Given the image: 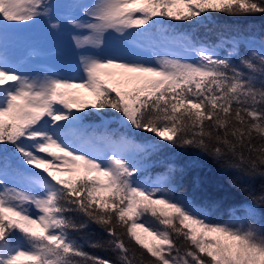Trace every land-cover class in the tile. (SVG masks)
<instances>
[{"label":"snow or ice","instance_id":"6c2138e0","mask_svg":"<svg viewBox=\"0 0 264 264\" xmlns=\"http://www.w3.org/2000/svg\"><path fill=\"white\" fill-rule=\"evenodd\" d=\"M55 7L0 0V264H264V183L213 223L171 194L172 163L148 171L165 150H195L235 172L233 186L264 182V35L219 30L213 41L177 30L264 16V0L79 4L86 19L65 18L87 33L73 36L78 49L112 33L131 45L126 56L81 55L79 79L29 72L9 53L10 34L42 20L60 29ZM109 110L126 132L110 128ZM93 113L99 123L86 122ZM91 225L108 239L87 246L112 257L72 236Z\"/></svg>","mask_w":264,"mask_h":264},{"label":"trees","instance_id":"16d2710c","mask_svg":"<svg viewBox=\"0 0 264 264\" xmlns=\"http://www.w3.org/2000/svg\"><path fill=\"white\" fill-rule=\"evenodd\" d=\"M86 1L87 0H51V3L56 5L53 15L61 20L63 26L66 23L65 18L71 13L76 15V13L80 11V8L77 7L79 3ZM78 18L81 17L79 16ZM177 30L191 31L197 36L206 37L213 41L215 40V33L219 30L241 32L243 34L255 33L257 35H264V16L255 15L234 18L217 15L210 23L204 26L193 27L190 25H180ZM22 32L23 34L27 33L31 37L43 38V43L38 44L42 49H53L55 45H58L57 47L60 48L61 44L65 45V51L70 48L66 55L67 58L68 54L76 49L75 43H60L57 39L59 35L68 32L59 29L52 30L45 22L42 25L36 24L24 29ZM52 36L55 37L53 40H50ZM68 36L71 38L73 32ZM16 37H19V35ZM9 46L11 45L9 44ZM12 47L15 48L14 45H12ZM104 47L116 49L118 51H131L130 42L123 40L115 33L107 36ZM14 51H16L18 56H21L22 58L23 54H26L25 50L14 49ZM241 53L246 54L243 48L241 49ZM82 94L86 96L85 99L87 100L93 99L92 95L84 90L82 91ZM104 118L110 122L109 126L111 129H116L119 132L127 131V129L121 127L118 123L119 114L114 111L109 110L106 112ZM99 121L100 117L94 113L86 118L87 123H99ZM135 138L138 141L143 140L145 134L138 133ZM151 138L154 139V137ZM9 151H11V149H9ZM168 162L172 163L178 169L173 184L174 192L188 198L193 205L208 209V217L210 222L213 223H223L228 221L230 219L229 208L240 204L251 203L248 192H259L262 183H264L260 179H256L255 181L244 180L238 181L239 186H233L230 183V178H236L235 172H225L221 166L214 162L210 157L201 156L195 150H165L164 152L151 157V166L148 169L149 174L152 176L164 173L165 168L163 165ZM258 211L264 213V206H258ZM72 236L85 245V251L105 258L112 257L111 252L93 249L87 246L89 241H104L108 239L107 235L95 225H91L89 228L81 232H73Z\"/></svg>","mask_w":264,"mask_h":264},{"label":"rangeland","instance_id":"374dc122","mask_svg":"<svg viewBox=\"0 0 264 264\" xmlns=\"http://www.w3.org/2000/svg\"><path fill=\"white\" fill-rule=\"evenodd\" d=\"M91 2H92V0H87L86 2H81L79 4H82V3L87 4V3H91ZM82 11H83V9L80 8V11L78 13H76V15L71 13L67 17L75 16L78 18L80 16L81 18L86 19V17H83ZM43 23H44L43 21H40L37 23V25H42ZM64 27H65V29H64ZM59 30H64L65 32H68V33L61 34L57 37V39L59 40L60 43L61 42L74 43L73 36H77V35L82 36V35L87 34L86 32L74 30L70 25L67 24V22ZM29 31H32V30H29ZM72 32H73V36L70 38L68 35L71 34ZM17 35H19V37H16ZM54 37L55 36H52L50 38V40H53ZM8 42L11 45V46H9V44H8L10 55H12L13 57H15L17 59L26 60L25 67H26L27 71L33 72V73L48 71L50 73H55V74L60 75V76L74 77L77 79H79L83 75L82 70H81V66H80L81 55L92 54V55H97V56H100L103 58V57H107V56H112L114 54L126 56L127 53L130 52L129 50L118 51L116 49H110V48L104 47V46L101 48H97V49L85 48L83 50L78 49L76 47V49H74L73 52L68 54V58H67L66 55H67V52L70 48L65 51V49H66L65 45L61 44L60 48L57 47L58 45H55V47L53 49H42L38 46V44L43 43V38L31 37L27 33L23 34L22 31H20V33L17 32L14 34H10ZM12 45H14L15 48H13ZM14 49L25 50L26 54H23V58H22L21 56H18V53L16 51H14ZM30 54H33V55L30 56ZM82 91H83V89L79 90L77 95H79L81 97V99L87 100V99H85L86 96L82 94ZM87 96H88V94H87ZM156 175L157 174L152 175V177L154 178ZM63 178L67 179L68 177L65 176ZM173 189H174V186H173ZM171 194L173 196H175L177 199L187 200L190 204H192L188 198L175 193L174 190ZM245 204H250V203H245ZM193 206L198 211L202 212L210 221V219L208 217V214H209L208 209H206L204 207L195 206V205H193ZM146 223L150 224L152 227H159L153 221V219L150 217L147 219ZM149 239H151V238L149 237Z\"/></svg>","mask_w":264,"mask_h":264}]
</instances>
